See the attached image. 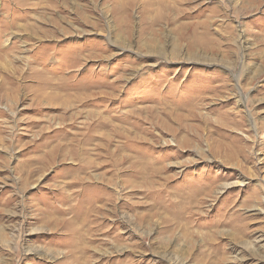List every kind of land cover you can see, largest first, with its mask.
Returning a JSON list of instances; mask_svg holds the SVG:
<instances>
[{"label":"rangeland","instance_id":"1","mask_svg":"<svg viewBox=\"0 0 264 264\" xmlns=\"http://www.w3.org/2000/svg\"><path fill=\"white\" fill-rule=\"evenodd\" d=\"M0 264H264V0H0Z\"/></svg>","mask_w":264,"mask_h":264}]
</instances>
